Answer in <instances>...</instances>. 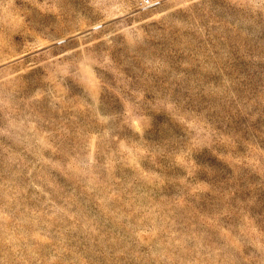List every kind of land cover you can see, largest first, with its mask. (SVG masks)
Returning a JSON list of instances; mask_svg holds the SVG:
<instances>
[{
	"label": "rangeland",
	"instance_id": "374dc122",
	"mask_svg": "<svg viewBox=\"0 0 264 264\" xmlns=\"http://www.w3.org/2000/svg\"><path fill=\"white\" fill-rule=\"evenodd\" d=\"M0 264H264V0H0Z\"/></svg>",
	"mask_w": 264,
	"mask_h": 264
}]
</instances>
